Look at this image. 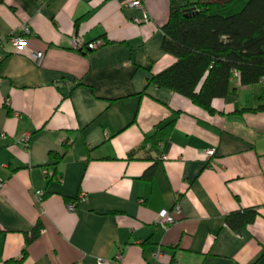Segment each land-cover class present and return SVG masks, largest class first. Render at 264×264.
I'll return each instance as SVG.
<instances>
[{
  "label": "crops",
  "instance_id": "0c3cea01",
  "mask_svg": "<svg viewBox=\"0 0 264 264\" xmlns=\"http://www.w3.org/2000/svg\"><path fill=\"white\" fill-rule=\"evenodd\" d=\"M133 1L0 0V264H264V111L248 110L264 83L232 82L213 113L148 83L175 61L162 49L171 2L196 0ZM72 35L104 43L78 51ZM246 208L252 223L227 226Z\"/></svg>",
  "mask_w": 264,
  "mask_h": 264
},
{
  "label": "trees",
  "instance_id": "16d2710c",
  "mask_svg": "<svg viewBox=\"0 0 264 264\" xmlns=\"http://www.w3.org/2000/svg\"><path fill=\"white\" fill-rule=\"evenodd\" d=\"M162 31V49L175 61L150 75L148 83L184 96L209 113L214 112L213 99L233 91L232 82L250 86L264 77V0H196L180 7L171 2ZM233 72L237 73L235 80ZM248 110L264 111V103ZM174 121L172 117L159 125L143 146L165 139ZM256 215L254 208H246L228 214L225 222L239 229L252 223ZM41 228L38 221L26 235L25 245Z\"/></svg>",
  "mask_w": 264,
  "mask_h": 264
},
{
  "label": "built area",
  "instance_id": "2783aa9c",
  "mask_svg": "<svg viewBox=\"0 0 264 264\" xmlns=\"http://www.w3.org/2000/svg\"><path fill=\"white\" fill-rule=\"evenodd\" d=\"M129 5H135V6L141 7L142 2H141V0H136V1L130 2ZM144 20H146V16L144 17ZM28 34H30L29 27L26 26V25H23L20 28V33L19 34L10 35L9 37L6 38L7 43L9 44V46L14 51H19L25 45L26 35H28ZM70 41H71V44L74 47V49H76L78 51H83V49H85V50L96 49V48L100 47L104 43V41L101 40V39L100 40H96V41L86 42L83 39V37L78 36V35H72L71 38H70ZM42 56H43L42 52H36V53H33L32 58H33V60L35 61L36 64H40ZM236 77H237V73L233 72L232 80H235ZM259 83H261V84L264 83V77H262L259 80ZM5 138H6V133L0 132V139H5ZM27 139H28V135H25L18 142L26 144ZM205 155L207 157L213 155V149H207L205 151ZM3 184H4V181L0 178V188L3 186ZM33 194L35 196V199H36L37 203H40L42 198H43V192L41 190H34ZM85 199H86L85 193H80L77 196V200L69 202L67 204V208L69 210H74L77 201H82V200H85ZM174 209L178 210V206H175ZM173 222H174V217H173V215L170 212H168L165 209L160 210L158 212L156 223L161 229L165 230ZM163 254H164V251H163L162 247L159 246V245L153 251L154 259L159 258ZM115 259L121 260V255L117 254ZM101 262H102V259H99L97 261V264H100Z\"/></svg>",
  "mask_w": 264,
  "mask_h": 264
}]
</instances>
